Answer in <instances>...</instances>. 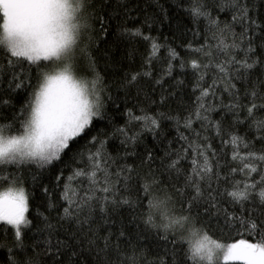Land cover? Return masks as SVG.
I'll use <instances>...</instances> for the list:
<instances>
[{
	"label": "snow or ice",
	"instance_id": "obj_1",
	"mask_svg": "<svg viewBox=\"0 0 264 264\" xmlns=\"http://www.w3.org/2000/svg\"><path fill=\"white\" fill-rule=\"evenodd\" d=\"M229 262L264 264V0H0V264Z\"/></svg>",
	"mask_w": 264,
	"mask_h": 264
},
{
	"label": "trees",
	"instance_id": "obj_2",
	"mask_svg": "<svg viewBox=\"0 0 264 264\" xmlns=\"http://www.w3.org/2000/svg\"><path fill=\"white\" fill-rule=\"evenodd\" d=\"M240 238H246V239H251V237L247 236L246 234L243 233H228L227 234V239L231 240V239H240ZM229 264H242V262H229Z\"/></svg>",
	"mask_w": 264,
	"mask_h": 264
}]
</instances>
